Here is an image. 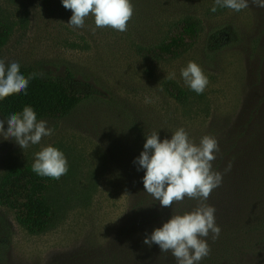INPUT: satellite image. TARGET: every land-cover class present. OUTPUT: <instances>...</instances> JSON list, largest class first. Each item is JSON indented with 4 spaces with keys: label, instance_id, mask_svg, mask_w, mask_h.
I'll return each mask as SVG.
<instances>
[{
    "label": "rangeland",
    "instance_id": "rangeland-1",
    "mask_svg": "<svg viewBox=\"0 0 264 264\" xmlns=\"http://www.w3.org/2000/svg\"><path fill=\"white\" fill-rule=\"evenodd\" d=\"M131 3L134 12L127 31L119 32L97 28L91 14L83 28L68 25L72 11L63 7L62 0H0V18L16 25L0 50V60L6 66L16 61L52 77L71 74L90 92L68 117L44 120L52 134L36 145L21 149L13 137L0 133V178L10 166L33 164L35 154L51 145L67 159L62 194L69 195L61 218L40 235L29 234L13 213L0 207V264H177L171 251L143 243L153 231H125L134 220L136 205L151 196L143 186L145 170L137 171L134 164L146 136L155 131L163 141L183 127L199 144L204 135H211L219 146L212 164L229 152L239 158L240 170L248 168L243 161L245 147L250 159L261 157L264 8L248 0L249 6L239 12L229 9L211 16L208 10L217 6L215 0ZM188 15L204 24L198 43L188 53L172 61L138 54L139 46L160 43L172 25ZM222 29L231 33L229 43L211 50V34ZM189 61L196 62L208 78L202 94L192 91L181 77L180 70ZM173 72L175 78L168 79ZM170 80L189 93L187 102L168 95L164 84ZM0 120L6 131L8 119L0 113ZM249 166H254L251 160ZM234 190L227 193L231 196ZM250 238L246 231H223L213 240L210 233L206 257L217 249L236 253L223 264H264V253L249 250ZM251 243L255 250L260 248L256 240Z\"/></svg>",
    "mask_w": 264,
    "mask_h": 264
},
{
    "label": "trees",
    "instance_id": "trees-1",
    "mask_svg": "<svg viewBox=\"0 0 264 264\" xmlns=\"http://www.w3.org/2000/svg\"><path fill=\"white\" fill-rule=\"evenodd\" d=\"M216 11L208 12L211 16H219L229 10L226 7L215 6ZM15 23L9 18H0V50L10 41ZM204 32L203 21L188 15L170 28L165 38L158 44L149 47L139 46L138 54L146 59L157 61H172L189 52L199 41ZM231 33L227 29L211 34L209 48L220 50L228 43ZM20 72L26 78L34 74L25 92L10 95L0 100V113L6 119L13 113L22 112L25 106H31L37 115V120L63 119L68 117L81 103L90 97L85 85L75 80L69 74L65 77H52L36 68L20 65ZM164 88L168 95L185 103L189 93L174 81H166ZM261 157L250 155L245 147L244 163L247 169L240 170L239 158L228 153H221L213 169L223 174L222 183L215 188L206 203L215 208V223L223 231H246L250 239L249 250L260 255L264 253V130L262 132ZM254 166H249V161ZM231 164L230 170L224 163ZM66 175L56 180L42 177L32 171V164H20L8 167L0 178V207L14 214L17 223L31 235L47 232L58 222L66 201L67 193L62 194ZM235 189V190H234ZM234 190L230 196L227 193ZM75 195L76 193H72ZM198 204L197 200L185 197L182 202H174L172 207H162L151 196L138 203L133 212L134 220L126 226L125 231H153L162 227L173 214H183L192 211ZM259 242L260 248L254 249L252 241ZM233 246V241H228ZM236 245V244H234ZM224 248L229 249L224 243ZM234 252L212 251L211 256L204 257L199 264H223ZM241 253H238V255ZM169 259L168 255L165 256ZM139 260L143 262L144 256ZM169 262V261H168ZM171 263V262H169Z\"/></svg>",
    "mask_w": 264,
    "mask_h": 264
},
{
    "label": "clouds",
    "instance_id": "clouds-1",
    "mask_svg": "<svg viewBox=\"0 0 264 264\" xmlns=\"http://www.w3.org/2000/svg\"><path fill=\"white\" fill-rule=\"evenodd\" d=\"M258 7L264 8V0H252ZM63 7L72 11L68 25L83 28L85 18L94 16L97 28L110 27L119 32L127 31V25L133 16L131 0H62ZM215 4L234 11L247 8L248 0H215ZM217 9L214 6L211 11ZM181 77L185 84L197 94H202L209 81L203 69L194 61L182 68ZM34 74L25 77L20 65L12 61L6 66L0 60V100L28 88ZM175 78V73L168 74ZM5 122L0 120V133L13 137L21 149L29 144H38L42 137L50 136L52 130L47 121L37 120L35 110L25 106L22 112L13 113ZM143 151L134 160L137 171L145 170L143 186L148 194L159 201L162 207H172L185 197L198 201L190 212L173 214L162 227L153 230L143 243L151 247L154 243L161 252L171 251L177 264H199L210 252L206 238L212 234L213 240L220 234L215 223V208L206 203L211 192L222 183L223 174L213 169L214 153L219 152L218 141L211 135H204L199 144L190 139L186 130L178 128L171 139L160 140L158 132L146 136ZM231 164L228 169L230 170ZM32 171L42 177L60 179L68 172V162L62 151L54 146L43 147L35 154Z\"/></svg>",
    "mask_w": 264,
    "mask_h": 264
}]
</instances>
